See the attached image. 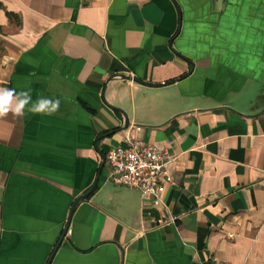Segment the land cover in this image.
Here are the masks:
<instances>
[{
    "label": "crops",
    "instance_id": "crops-1",
    "mask_svg": "<svg viewBox=\"0 0 264 264\" xmlns=\"http://www.w3.org/2000/svg\"><path fill=\"white\" fill-rule=\"evenodd\" d=\"M0 87L60 100L0 118V264H264V0H0ZM128 138L159 204L108 181Z\"/></svg>",
    "mask_w": 264,
    "mask_h": 264
},
{
    "label": "built area",
    "instance_id": "built-area-1",
    "mask_svg": "<svg viewBox=\"0 0 264 264\" xmlns=\"http://www.w3.org/2000/svg\"><path fill=\"white\" fill-rule=\"evenodd\" d=\"M173 160L167 150L128 138L126 145L112 148L107 154L108 181L135 188L159 204L166 188L175 185V178L168 172Z\"/></svg>",
    "mask_w": 264,
    "mask_h": 264
},
{
    "label": "clouds",
    "instance_id": "clouds-1",
    "mask_svg": "<svg viewBox=\"0 0 264 264\" xmlns=\"http://www.w3.org/2000/svg\"><path fill=\"white\" fill-rule=\"evenodd\" d=\"M26 107L33 114L52 115L59 110L60 100L39 97L33 102L29 91L17 92L14 88L0 87V118L9 113L21 117Z\"/></svg>",
    "mask_w": 264,
    "mask_h": 264
},
{
    "label": "water",
    "instance_id": "water-1",
    "mask_svg": "<svg viewBox=\"0 0 264 264\" xmlns=\"http://www.w3.org/2000/svg\"><path fill=\"white\" fill-rule=\"evenodd\" d=\"M117 78L122 79V80H127V81H131V80H133V81H135V82H140V81L137 80V79H132L131 77H128V76L123 75V74L118 75ZM110 108L113 109L114 111H117V112L123 114V115L125 116V127H124V129H128L129 124H130L129 119H128V116H127L123 111H121V110H119V109H117V108H115V107L110 106ZM105 163H106V157L103 156L102 168L104 167ZM97 184H98V181L93 185V187L90 189V191H89L88 193H86V194L80 196V197L75 201V203L73 204V207H72V213H73V211L77 208V206H78L79 204H81L82 202H84V201H85V200H86V199H87V198H88V197H89V196H90V195L96 190V188H97ZM66 233H67V232L65 231V233L63 234V237H65ZM60 245H61V241H60V242L58 243V245L56 246L55 251H54L53 255L51 256V258H50V260L48 261L47 264H50V263H51V261H52L54 255H55L56 251L58 250V248L60 247Z\"/></svg>",
    "mask_w": 264,
    "mask_h": 264
}]
</instances>
